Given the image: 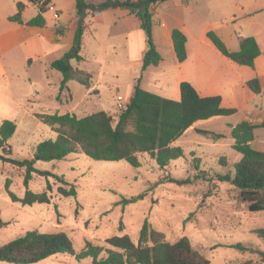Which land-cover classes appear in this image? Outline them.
Wrapping results in <instances>:
<instances>
[{
    "label": "rangeland",
    "instance_id": "1",
    "mask_svg": "<svg viewBox=\"0 0 264 264\" xmlns=\"http://www.w3.org/2000/svg\"><path fill=\"white\" fill-rule=\"evenodd\" d=\"M0 1H4L5 8L14 11L19 1L26 2L28 7L24 15L29 20L40 12V0L37 3L30 0ZM50 1L61 17L55 20L50 11L44 12L45 27L52 39L51 42L42 39L44 57L35 58L30 66L18 60L13 72L0 75V89L3 90L0 94V126L5 119L15 121L18 126L10 140L12 153L0 150L1 155L15 160L32 158L40 142L57 137V126L44 123L40 114L69 112L82 117L105 110L116 123L122 110L118 107L117 96L121 94L128 101L135 80L138 82L140 78L144 89L167 98L174 99L172 91L177 89L178 98L175 100H180V86L174 75L183 62H179L175 52L159 38L163 31L161 22H165L166 29L170 30L183 27L171 14H182L183 18L190 20L185 30L193 47L206 48L204 44L209 41L207 32L210 30L219 34L233 51L240 49L238 35L254 36L262 49L257 58L260 71H256L255 62L254 67L249 66L250 72L243 73V78L258 76L263 90L254 93L247 84H238L231 93L222 91L227 103L237 111L199 120L201 129L209 132L196 129L182 138L185 154L166 171L161 170L147 153L140 154L141 166L135 167L125 160L93 159L80 147L63 160H37L38 169L63 176L77 189L76 196H63L58 192L62 183L54 176L47 177L52 184V191H49L51 203L25 205L12 201L5 186L8 178L12 181L11 189L20 197H24L28 189L34 192L46 190L47 178L35 174L27 187L25 169L0 159V209L7 223L0 227V247L29 230L65 231L72 238L77 253L89 241L109 247L106 239L114 235L128 234L137 242L148 219L170 242L189 237L193 246L212 264L244 261L264 264L261 254L264 252V238L255 232L264 227V211H250L248 202L240 197L239 189L218 179L219 174L235 173L233 165L242 158L232 145L233 126L243 120L255 123L264 120V0H190L183 7L175 6L176 0H170L168 7L155 13L153 18L154 42L163 60L158 66L151 65L146 70H143V61L138 59L142 49L146 48L145 54L149 48L145 31L141 30L142 35L136 37L131 46L128 31L135 22L130 18L123 19L126 12L121 9L105 11L100 17L90 12L85 19L86 29L80 49L84 60L74 59L72 63L74 67L92 73L93 81L88 88L77 80H70L69 88L64 90H61L62 73L46 62L61 57L74 43L76 0ZM188 11L197 13L199 18H194ZM194 54L196 52L192 50V57L183 68L191 63ZM209 57L218 63L219 57L212 54ZM164 78H167L166 87H161L157 79ZM213 133L225 136L217 138ZM255 138L252 146L264 151V127L256 128ZM170 177H190L192 182L180 185L169 181ZM65 187L69 188L68 185ZM140 194L143 195L141 199L138 198ZM133 197L135 201L127 205L121 202L123 198ZM237 243L250 248L233 247ZM0 264L17 263L0 260ZM31 264H92V258L79 260L75 255L58 253Z\"/></svg>",
    "mask_w": 264,
    "mask_h": 264
},
{
    "label": "trees",
    "instance_id": "2",
    "mask_svg": "<svg viewBox=\"0 0 264 264\" xmlns=\"http://www.w3.org/2000/svg\"><path fill=\"white\" fill-rule=\"evenodd\" d=\"M37 3L38 0H30ZM40 4V1H39ZM149 0H105L95 2L91 0H76L77 26L74 43L61 57L54 59L50 66L63 75L61 90L67 89L70 80H77L90 88L93 74L74 67L72 61L84 60L80 53L81 44L86 29L85 19L90 12H104L109 9L122 8L141 21L145 31L148 50L143 58V70L149 66H158L163 60L157 49L153 35V7ZM18 11L9 16V20L23 25L45 27L47 25L44 12L46 8L39 5L40 12L28 21L24 20V10L27 5L21 1L17 3ZM208 38L216 48L226 57L239 65L254 67L256 59L262 54V49L254 36H239L240 49L230 50L223 38L214 30L207 32ZM172 40L176 57L184 62L188 57L187 36L179 28L172 30ZM141 78L134 86V92L119 112L118 120L114 123L113 116L99 110L79 117L74 113L40 114L44 123L57 126L56 138H48L40 142L32 158L15 160L0 154V159L11 162L25 169L24 182L29 187L35 174L56 177L62 185L58 192L63 196H76L75 185L70 184L63 176H56L48 170L36 167L37 160L54 161L66 159L68 155L78 150L96 160L119 161L125 160L135 167L141 166L139 153H147L155 159L160 169L166 171L171 162L184 156L181 146L172 143L181 137L184 132L199 120H206L214 116L231 115L237 111L234 107H225L221 95H201L196 87L189 81L180 83L181 98L175 100L144 89L140 84ZM247 85L254 93H261L263 88L261 80L255 76L247 81ZM17 123L10 119L2 121L0 126V150L12 153L10 140L17 131ZM257 127H264V120L255 123L243 120L233 126L231 135L235 139L233 148L242 154L239 162L233 166L235 173L229 171L219 174L218 179L227 181L239 189L240 197L248 202L250 211H264V151L252 146ZM203 133L207 130L198 129ZM220 138L225 135L213 133ZM190 177L178 179L170 177L169 181L180 185L192 182ZM11 179L6 181V191L12 201L22 202L25 205L34 203H51L52 184L47 178V189L42 192L27 190L24 197L18 196L11 189ZM68 185L69 188L65 187ZM138 198H143L140 194ZM136 198H123L122 203L127 205ZM0 209V227L6 225ZM121 228L123 223H121ZM255 232L264 238V227L257 228ZM109 247L87 242L85 248L76 252L72 238L65 231L42 232L29 230L25 234L9 241L0 247V260L31 264L42 261L58 253L75 255L77 259L92 258V264H212L199 250H197L189 237L184 236L175 242L166 239L162 231L152 226L146 219L138 241L135 242L128 234L114 235L106 239ZM241 250L250 247L243 243L234 244ZM264 259V252H261ZM230 264H252L244 261Z\"/></svg>",
    "mask_w": 264,
    "mask_h": 264
},
{
    "label": "crops",
    "instance_id": "3",
    "mask_svg": "<svg viewBox=\"0 0 264 264\" xmlns=\"http://www.w3.org/2000/svg\"><path fill=\"white\" fill-rule=\"evenodd\" d=\"M169 1L170 0H166L165 2L164 1L162 2L161 0L158 1L160 3L157 2L152 7L153 13L154 14L159 13L161 9L167 8ZM24 3L28 7V4L26 2ZM175 3H176L175 6L178 5L179 7H183L187 3L189 4L190 0H176ZM116 9L117 10L121 9L124 12H126V13H123L124 20L127 21L131 19L133 20V22H135L134 23L135 26H133V28L130 31H128V41L130 39L129 45L132 46V43L134 42L136 37H140L142 35L141 21L136 16L129 14L128 10L126 9H122V8H116ZM116 9H109L107 11L116 10ZM25 10H24V13H25ZM17 11H18V7L16 11L9 10V8L8 9L5 8L4 1H0V75H9V73L13 72L15 68L14 67L15 63L19 62L18 60H20V62L22 61L23 65L30 66L34 62L35 58L42 59L44 57V45H43L42 39H47V41H50V42L52 40L51 36L46 30V27L23 25L18 22L9 20V16L15 14ZM96 14H98L100 17L103 15V12H97ZM188 14L192 15L196 19L199 18V15L197 13H194L193 11L192 12L188 11ZM171 15L176 19L177 24L179 23L183 26L182 29L184 31L182 29L181 30L187 36L188 57L182 63V65H179V70L174 75V77H176L175 80L179 83V86L182 81L187 80L196 87V89L201 95L208 96V95L221 94L223 96V105L226 107L232 106L230 103H227L225 95L223 94L222 91L229 90L228 93H231L238 84H240L241 86L246 85L247 84L246 82L250 77L247 76L249 78H243L244 77L243 73L250 72L251 70L250 67L245 66V65H239L226 56L221 57V55L218 53L220 51L216 48V46L213 44V42L210 39L209 41H206L207 45L204 44L206 48H201L200 46L193 47V45H190V41H189L190 38H189L188 33L185 30L186 28L189 27L188 23L190 20L183 18L182 14L180 15L171 14ZM23 17L25 21L29 20L25 18V15H23ZM161 27L163 28L161 29L163 31H161L159 34L160 40L166 45V47L170 48L173 52H175L174 43L172 40V30L174 28L172 30L166 29V27L168 26L165 22H161ZM239 36L240 35H238V41L240 45ZM243 36H249V35H243ZM192 50L196 52V54H194V59L191 60V63L189 65L183 68L184 66L183 64L189 61V59L192 57ZM145 51H146V48H143L142 52H140V55L138 57L140 61H143ZM210 54L215 55L216 57H219L218 63H216L212 58L209 57ZM258 59L256 60V71H260ZM53 60L46 62V64L49 65V67H51L50 64ZM164 79H165V82H164ZM164 79L162 80L157 79V81L161 83L162 85L161 87H166L167 78H164ZM136 82L137 80H135V84ZM141 85L143 87L142 83ZM166 91L171 92L169 91V89H167ZM245 91H247L246 88H245ZM2 92L3 90L0 89V94H2ZM133 92H134V86L129 93L128 101L130 100ZM172 92H173L172 95H174L173 98L177 99L178 98L177 89L174 88ZM180 96H181V91H180ZM210 119L211 118H209L208 120ZM200 126L201 125L197 121L193 126L188 128L184 132V134L181 137H179L176 141H174L172 144L175 146H181L182 138H184L185 136H187L188 134L192 132H195L196 129H201ZM255 140L256 138L252 141V144L255 142ZM234 142H235V139H234ZM140 154L141 153L138 154L139 159H140ZM174 161H172L171 164Z\"/></svg>",
    "mask_w": 264,
    "mask_h": 264
},
{
    "label": "built area",
    "instance_id": "4",
    "mask_svg": "<svg viewBox=\"0 0 264 264\" xmlns=\"http://www.w3.org/2000/svg\"><path fill=\"white\" fill-rule=\"evenodd\" d=\"M40 5H43L47 11H50L55 20L60 19L61 17L60 11L56 8V6L53 3H51L50 0H40ZM117 101H118V107L120 109H123L128 103V101H126L124 99V96L121 94L117 96Z\"/></svg>",
    "mask_w": 264,
    "mask_h": 264
},
{
    "label": "water",
    "instance_id": "5",
    "mask_svg": "<svg viewBox=\"0 0 264 264\" xmlns=\"http://www.w3.org/2000/svg\"><path fill=\"white\" fill-rule=\"evenodd\" d=\"M149 1H151V2H156V1H160V0H149Z\"/></svg>",
    "mask_w": 264,
    "mask_h": 264
}]
</instances>
